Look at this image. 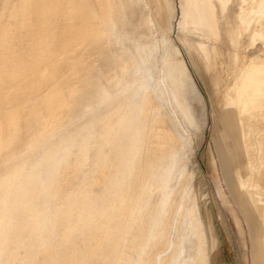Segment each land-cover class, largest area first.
I'll list each match as a JSON object with an SVG mask.
<instances>
[{
    "label": "rangeland",
    "instance_id": "374dc122",
    "mask_svg": "<svg viewBox=\"0 0 264 264\" xmlns=\"http://www.w3.org/2000/svg\"><path fill=\"white\" fill-rule=\"evenodd\" d=\"M172 1L175 12L171 24H168L166 12L162 9L158 11L153 6L155 25L151 26L143 0H113L111 7L115 8L112 15L116 23L109 30L117 33L105 37V28L89 24L87 0H73L71 5V0H46L44 4L48 10L43 14L48 19L42 30L36 23L40 17L34 11L29 20L30 27L23 26L26 17L22 9L26 0H0V175L21 164L24 169L30 168L47 148H55L59 144L66 146L70 141L79 144L80 139L93 127L97 140L101 142L102 128L115 122V115L108 113L107 104L114 100L117 87L129 83L131 79L141 78L142 73L138 69L150 72L152 77L161 80L164 47L167 49V45L175 44L180 51L178 58L185 64L188 79L177 82V87L172 90L169 78H166L167 90L161 85L164 94L162 101L156 104L161 106L160 120L164 123L161 127L180 140L175 146L179 159L176 167L186 166L194 173L192 195L186 198L185 208L192 198L196 200L201 222L199 230L210 264H264V223L257 210L237 190L235 169L245 159L244 144L239 133L240 111L236 113L222 94L227 83H233L236 84L233 102L239 103L244 99V104L246 101L244 84L236 81L241 72L235 66L234 48L241 51L243 47L248 48L249 33L237 37L235 26L239 9L236 0H233L227 21L220 11L217 12L219 42L215 44L214 54L211 46H207L211 61L208 66L197 62L196 68L178 40L180 0ZM35 3L36 7L43 5L42 0H29L30 6ZM93 9L101 15L98 6ZM165 40H168L166 45ZM148 49L153 51V68L147 62L141 63L142 57L148 59ZM244 105L240 107L243 111ZM182 109L187 112V117ZM95 145H92L90 155L95 151ZM69 149V161L74 162L78 155L77 148ZM103 152L108 159H113L115 150L112 146H104ZM161 163L165 164L166 160L163 159ZM99 165L100 162L93 165L90 157L82 169L91 171ZM158 171L151 170V173L158 174ZM117 175L119 173L112 168H104L102 173L94 172L92 176L96 177V183L86 191L93 197L101 196L104 187ZM65 177V180L63 178L58 182L56 197L49 200L51 208L79 196L78 188L82 186L83 174L68 171ZM174 189L176 203L181 189L176 184ZM156 201L157 196L152 195L146 202H141L143 211L139 212L147 215L144 206L152 207ZM71 213L73 217L70 216L69 225L77 218L75 208ZM6 217L7 213L1 210L0 238L4 239L3 235L6 237L3 242L5 248L0 250L2 264L12 263L10 252L13 251L14 242L22 240V234H16L12 242L9 234L11 227L2 222ZM124 218H128V215L121 216V219ZM113 219L108 224L110 227H114L117 221ZM154 219L157 220L158 215ZM186 220L184 212L176 216L172 222L176 231L172 230L169 237L177 233L182 249L179 260L188 262L194 254L189 247L194 238ZM166 223H170V219ZM62 231V223L58 222L56 232L61 234ZM76 236V233H72V237ZM57 239L59 237H52L50 241L56 243ZM97 239L96 236L92 248L96 247ZM127 239L130 240V237L127 236ZM19 246L18 253L23 255L22 244ZM128 246L129 243H126L121 259L111 260L105 255L108 245L98 248L96 252H90L81 240L78 245L85 264H129V255L133 254ZM164 248L165 245H158L153 248L154 252L148 254L153 256ZM35 258V261L43 260L41 254Z\"/></svg>",
    "mask_w": 264,
    "mask_h": 264
},
{
    "label": "bare ground",
    "instance_id": "6f19581e",
    "mask_svg": "<svg viewBox=\"0 0 264 264\" xmlns=\"http://www.w3.org/2000/svg\"><path fill=\"white\" fill-rule=\"evenodd\" d=\"M45 1L42 0L43 5L36 7L38 2L30 6L29 0H26V5L22 9L26 17L23 26L30 27L29 20L34 11L40 17L36 23L39 29H43L48 19L47 15L43 14L48 10L44 4ZM112 1L87 0L86 5L89 24L105 28L108 32L107 35V32L102 31L105 37H111L112 34L117 33L109 30L116 23L112 15L115 8L111 7ZM143 1L149 13L148 23L152 24L151 26L155 25L153 6L158 11L160 9L165 11L168 24H171L175 12L172 0ZM73 3L71 0L70 5ZM232 3L233 0H180L181 17L177 25V30L180 32L178 40L196 68L197 62L208 66L211 61L207 46H211L214 54L215 44L219 42L217 12L220 11L223 19L227 21L229 6ZM236 3L239 9L235 26L237 37L240 38L244 33H249V36L247 35L248 48L243 47L242 51L234 48L235 65L241 71L236 81L246 85L245 66L250 70L258 69L260 72L257 76L260 79L258 86L244 88L245 100H248L264 90V0H236ZM95 6L99 7L101 15L95 12L93 9ZM4 33L6 35V32ZM164 42L165 45L166 42L168 44V40ZM166 48L164 47L165 52L162 56L163 76L161 80L152 77L150 72L138 69L142 73L141 78L131 79L129 83L117 87L114 100L107 104L108 113L115 115V122H112L109 127L102 128L101 142L97 140L93 127L89 129L86 136L80 139L79 144L70 141L66 146L59 144L55 148H47L42 152L38 162L30 168L24 169L21 164L0 175V211L7 213L6 219L2 221L3 225L11 227L9 234L12 242L16 239V234H22L20 235L22 240L14 242L13 251L9 253L11 264H85L78 247L79 240L90 252H96L98 248L108 245L105 255L111 260L121 259L123 248L126 247V243H129L128 248L133 254L129 255L131 258L129 264H204L206 262L208 254L204 251L202 232L199 230L201 222L198 218L196 200L192 198L189 206L185 208L186 198L192 195L194 173L186 166L176 167L179 159L175 146L180 140L177 136L174 137L173 133L171 136V132L161 127L164 125L160 120L161 106L156 104L162 101L161 96L164 94L161 85L167 90L168 85L164 81L166 78H169L172 90L177 87V82L188 79L185 64L182 59L178 58L180 51L175 44L167 45ZM148 51L149 60L142 57L141 63L147 62L153 68V51L152 49ZM235 87L236 84L227 83L222 89V94L236 113L240 111L239 133L244 144L245 159L237 164L236 181H239L249 203L257 210L264 223V189L261 184L264 179V106L253 108L246 105L245 111L240 110L244 99H240L239 103L233 102L236 94ZM174 99L180 105L175 95ZM182 111L187 117V112L183 109ZM190 122L188 120L189 124ZM114 137L116 138L113 139ZM92 145H95L96 149L90 155ZM106 145L112 146L115 150L113 159L105 156L103 147ZM72 147L77 148L78 154L74 162L69 161L71 156L69 148ZM90 157L93 165L98 162L100 165L91 171H84L85 169L82 168L86 166ZM163 159L166 163L162 165ZM104 168H112L119 175L104 187L101 196L93 197V194L88 193L86 189L96 183V177L92 174L102 173ZM157 169L160 173H151V170L156 171ZM68 171L74 174L81 172L84 176L82 186L78 188L79 196H75L74 200L64 205L51 208L49 200L51 197H56L58 182L66 176ZM176 179V187L181 189V193L175 203L174 180ZM152 195L157 196V201L152 207L147 204L144 206L147 215L143 216V213L139 212L143 211L140 203L146 202ZM73 208L76 209L77 218L74 221L75 224L69 225ZM133 209L137 213H133ZM183 212L187 217L186 225L190 226V232L194 238L189 246L194 254L188 262L179 260L182 249L177 233L174 237H169L172 230L176 231L172 222ZM127 215L128 218L121 219V216ZM156 215H158L157 220L154 219ZM112 218L117 220L113 219L116 221L114 227L108 225ZM168 219L170 223H166ZM58 222H61L63 226L61 234L56 232ZM166 225H169L168 228ZM72 233H76L77 236L72 237ZM96 236L98 237L97 245L92 248ZM3 237L6 238L5 235ZM52 237H59V239L56 243H52L50 241ZM4 239L0 238V250L5 248ZM21 244L24 250L23 255L18 253ZM158 245H165V248L153 256L149 255L148 253L154 252L153 248ZM37 254H41L43 260L35 261Z\"/></svg>",
    "mask_w": 264,
    "mask_h": 264
},
{
    "label": "crops",
    "instance_id": "0c3cea01",
    "mask_svg": "<svg viewBox=\"0 0 264 264\" xmlns=\"http://www.w3.org/2000/svg\"><path fill=\"white\" fill-rule=\"evenodd\" d=\"M234 58H235V56H234ZM235 61H236V58H235ZM244 71H245V74L247 75L246 76L247 77V79H246L247 80V83L244 86V88L247 89V88H255V87H257L258 86V82L260 80L259 78H257V76L260 74L259 70L258 69H255V70L252 69V70H250V69H248L247 66H245L244 67ZM244 104H242V105H244V106L248 105V106L253 107V108H256V107L259 108V107L264 106V90L260 94L257 93L254 98L246 100ZM240 110H242V109L240 108ZM236 182L238 184L237 190L240 191L241 194H243L246 197V199L248 200L247 195L244 193V191H242V189L240 187L239 181L237 180ZM261 184H262V188L264 189V179L261 181ZM258 216H259V214H258ZM263 247H264V245H263ZM204 251L206 252V248L205 247H204ZM208 259L209 258L207 256L206 262H208Z\"/></svg>",
    "mask_w": 264,
    "mask_h": 264
},
{
    "label": "snow or ice",
    "instance_id": "6c2138e0",
    "mask_svg": "<svg viewBox=\"0 0 264 264\" xmlns=\"http://www.w3.org/2000/svg\"><path fill=\"white\" fill-rule=\"evenodd\" d=\"M0 264H2V262H0ZM10 264H11V262H10ZM204 264H210V262H204Z\"/></svg>",
    "mask_w": 264,
    "mask_h": 264
}]
</instances>
